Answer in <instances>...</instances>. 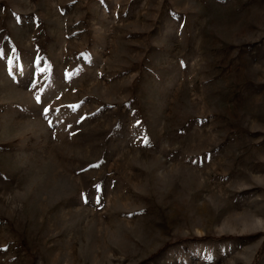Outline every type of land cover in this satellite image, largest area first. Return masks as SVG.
<instances>
[{
	"label": "rangeland",
	"instance_id": "374dc122",
	"mask_svg": "<svg viewBox=\"0 0 264 264\" xmlns=\"http://www.w3.org/2000/svg\"><path fill=\"white\" fill-rule=\"evenodd\" d=\"M0 264H264V0H0Z\"/></svg>",
	"mask_w": 264,
	"mask_h": 264
}]
</instances>
